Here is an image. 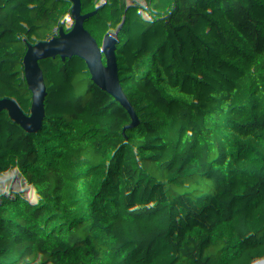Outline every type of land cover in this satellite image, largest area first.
Instances as JSON below:
<instances>
[{
  "label": "trees",
  "instance_id": "trees-1",
  "mask_svg": "<svg viewBox=\"0 0 264 264\" xmlns=\"http://www.w3.org/2000/svg\"><path fill=\"white\" fill-rule=\"evenodd\" d=\"M255 63L264 0H0V172L28 145L13 124L29 92L40 144L54 142L42 157L57 175L72 164L96 248L86 257L39 189L14 187L0 264H264V74L242 70Z\"/></svg>",
  "mask_w": 264,
  "mask_h": 264
},
{
  "label": "water",
  "instance_id": "water-1",
  "mask_svg": "<svg viewBox=\"0 0 264 264\" xmlns=\"http://www.w3.org/2000/svg\"><path fill=\"white\" fill-rule=\"evenodd\" d=\"M96 24L93 16H87V28ZM87 35L84 33L78 44L87 46ZM27 102V115L15 122L13 126L18 130H25L30 134L28 147L31 150L30 158L23 161L21 157L16 158L14 167L7 171L0 172V190L13 189L17 187L19 191L31 187L39 189L46 200L48 210L51 215L66 223L87 244L90 252L86 257L96 254L90 236L84 228L75 206V195L73 192L74 170L71 163H65L60 169L59 175L43 159V152L51 147L54 142L40 144L39 128L41 124L36 120L38 108H35L29 92L25 95ZM62 189L63 193H61ZM4 227V217L0 202V249L2 247V229Z\"/></svg>",
  "mask_w": 264,
  "mask_h": 264
},
{
  "label": "built area",
  "instance_id": "built-area-1",
  "mask_svg": "<svg viewBox=\"0 0 264 264\" xmlns=\"http://www.w3.org/2000/svg\"><path fill=\"white\" fill-rule=\"evenodd\" d=\"M242 70L258 71L261 74H264V63H255L252 64L250 67H246L245 69L243 68ZM87 133L88 135L93 136L94 145L105 153H108L113 149L119 148L118 143L114 142L111 138H109V136L106 135L102 130H93L92 132L90 129H88ZM30 155L31 150L29 149L28 145H23V147L18 152V157H21L24 161H27L30 158ZM16 158L12 160V166L15 165Z\"/></svg>",
  "mask_w": 264,
  "mask_h": 264
},
{
  "label": "rangeland",
  "instance_id": "rangeland-1",
  "mask_svg": "<svg viewBox=\"0 0 264 264\" xmlns=\"http://www.w3.org/2000/svg\"><path fill=\"white\" fill-rule=\"evenodd\" d=\"M79 1H81V0H79ZM199 65H201V62L199 63ZM63 94L64 93H57L56 94L57 99H61ZM61 132H62V129L58 130L57 133L55 134V136H58Z\"/></svg>",
  "mask_w": 264,
  "mask_h": 264
}]
</instances>
